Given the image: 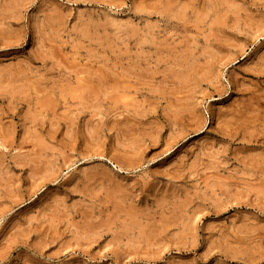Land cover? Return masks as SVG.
<instances>
[{"label": "rangeland", "instance_id": "1", "mask_svg": "<svg viewBox=\"0 0 264 264\" xmlns=\"http://www.w3.org/2000/svg\"><path fill=\"white\" fill-rule=\"evenodd\" d=\"M0 264H264V0H0Z\"/></svg>", "mask_w": 264, "mask_h": 264}]
</instances>
